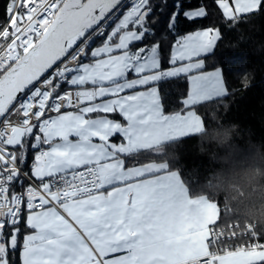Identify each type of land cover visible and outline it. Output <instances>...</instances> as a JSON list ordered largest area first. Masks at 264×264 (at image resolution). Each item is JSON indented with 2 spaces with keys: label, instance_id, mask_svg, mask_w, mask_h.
<instances>
[{
  "label": "snow or ice",
  "instance_id": "6c2138e0",
  "mask_svg": "<svg viewBox=\"0 0 264 264\" xmlns=\"http://www.w3.org/2000/svg\"><path fill=\"white\" fill-rule=\"evenodd\" d=\"M211 2L221 26L169 45L181 18L208 17V0H9L0 23V264H264V233L251 222L219 228L218 202L193 196L163 159L206 133L200 106L229 95L223 68L206 63L222 27L264 11V0ZM181 77L187 92L169 112L166 88ZM142 152L159 162L129 167Z\"/></svg>",
  "mask_w": 264,
  "mask_h": 264
},
{
  "label": "trees",
  "instance_id": "16d2710c",
  "mask_svg": "<svg viewBox=\"0 0 264 264\" xmlns=\"http://www.w3.org/2000/svg\"><path fill=\"white\" fill-rule=\"evenodd\" d=\"M169 4L172 0H167ZM190 6H199L200 0H184ZM9 0H0V23L6 22V9ZM207 18L195 22L181 18L178 23L177 35L167 37L170 45L178 38L201 26H221V11L211 0ZM158 19V17H154ZM223 38L219 41L215 53L207 56L206 63L210 66L223 68L229 95L198 108L206 119L207 133L213 130L221 135H228L230 142L236 147H243L242 156L259 158L264 155V11L245 16L235 27H222ZM143 46V45H138ZM188 89L184 77L171 80L166 88L167 111L179 109L178 100L183 98ZM213 114L217 119H213ZM235 126V127H233ZM205 134L193 135L170 148L164 149L169 155L168 160L174 170H180L192 195L207 194L217 201L221 207L219 228L228 230L230 224L239 222L240 227L251 222L248 216L237 210L236 193L220 190L211 191L215 184L220 188L222 179L216 175L219 165L210 160L209 153L214 144L202 140ZM201 148L207 149L201 151ZM179 153V159L175 154ZM33 152H30L32 155ZM159 161L152 153L142 152L128 166L136 163ZM255 225L257 231L264 233V212L257 206ZM19 261V252H17Z\"/></svg>",
  "mask_w": 264,
  "mask_h": 264
},
{
  "label": "clouds",
  "instance_id": "9594fccd",
  "mask_svg": "<svg viewBox=\"0 0 264 264\" xmlns=\"http://www.w3.org/2000/svg\"><path fill=\"white\" fill-rule=\"evenodd\" d=\"M212 118L217 119L214 114ZM202 140L214 144L209 153L210 160L220 166L216 175L223 181L220 188L213 184L211 191L223 189L236 193L234 198L238 201L237 210L246 214L251 223L255 224L257 206L264 212V155L250 159L243 157V147L236 148L228 135H221L215 130L211 134L206 132ZM206 150L201 148L202 152ZM175 158L179 159L178 152Z\"/></svg>",
  "mask_w": 264,
  "mask_h": 264
},
{
  "label": "built area",
  "instance_id": "2783aa9c",
  "mask_svg": "<svg viewBox=\"0 0 264 264\" xmlns=\"http://www.w3.org/2000/svg\"><path fill=\"white\" fill-rule=\"evenodd\" d=\"M94 46H95V45H93V47H94ZM33 157H34V155H33ZM31 162H32V161L29 160V161H28V164L31 165ZM25 170H28V169H25ZM17 191H22V189L17 188ZM241 228H243V227H241ZM222 229H224L226 232L228 231V230H226L225 228H222ZM238 230H239V229H238ZM243 239H244V238H242L240 241L228 239V240L223 241L221 246H227V245H231V244H237V243L242 242Z\"/></svg>",
  "mask_w": 264,
  "mask_h": 264
},
{
  "label": "crops",
  "instance_id": "0c3cea01",
  "mask_svg": "<svg viewBox=\"0 0 264 264\" xmlns=\"http://www.w3.org/2000/svg\"><path fill=\"white\" fill-rule=\"evenodd\" d=\"M187 34H188V33H187ZM185 35H186V34H185ZM97 46H99V45L96 44L94 47H97ZM86 62H87V61H86ZM210 70H213V69H209V71H210ZM115 118H116V119H120L119 116H116ZM33 155H35V152H33L31 156H33ZM150 162H153V161H150ZM157 162H159V161H157ZM147 163H149V162H147ZM143 164H146V163H143ZM131 166H132V165H131ZM131 166H129V167H131ZM193 196H197V195H193ZM210 198H211V197H210Z\"/></svg>",
  "mask_w": 264,
  "mask_h": 264
}]
</instances>
